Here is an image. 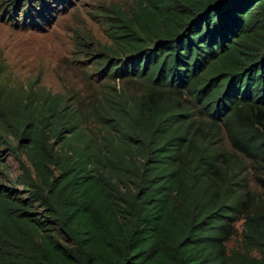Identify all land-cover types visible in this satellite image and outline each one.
Listing matches in <instances>:
<instances>
[{
  "label": "trees",
  "instance_id": "16d2710c",
  "mask_svg": "<svg viewBox=\"0 0 264 264\" xmlns=\"http://www.w3.org/2000/svg\"><path fill=\"white\" fill-rule=\"evenodd\" d=\"M20 2L0 17L22 6L33 30L71 4ZM103 16L111 44L74 39L103 87L87 101L9 81L0 61V146L25 158L14 179L0 168V264H264V0Z\"/></svg>",
  "mask_w": 264,
  "mask_h": 264
},
{
  "label": "rangeland",
  "instance_id": "374dc122",
  "mask_svg": "<svg viewBox=\"0 0 264 264\" xmlns=\"http://www.w3.org/2000/svg\"><path fill=\"white\" fill-rule=\"evenodd\" d=\"M70 2L66 9L52 3L57 7L56 11L52 12L53 17H49L50 21L44 22L41 28L36 30L19 26L22 21V6L16 10L17 20L6 19L7 14L0 17V61L9 81L20 85L42 86L52 93L87 101L93 94L100 95L103 87L97 80L88 77L89 69L80 63L79 56L74 52L76 50L74 39L80 34L91 46L111 44L110 30L104 25L103 11L106 7L127 11L134 4V0H70ZM125 87L139 91L141 84L132 82ZM0 158V168L2 170L4 166L5 171L3 175L14 179L21 171L20 161L25 160L24 155L16 156L0 146ZM249 172L251 188L259 191V186L254 181V175L259 171L250 168ZM3 182L12 185L9 181ZM235 244L236 239L228 243L229 246Z\"/></svg>",
  "mask_w": 264,
  "mask_h": 264
}]
</instances>
